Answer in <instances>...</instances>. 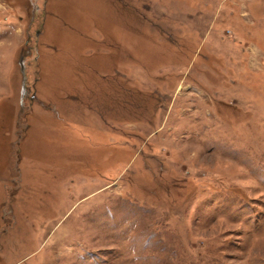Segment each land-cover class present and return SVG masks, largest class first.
<instances>
[{"label": "rangeland", "instance_id": "obj_1", "mask_svg": "<svg viewBox=\"0 0 264 264\" xmlns=\"http://www.w3.org/2000/svg\"><path fill=\"white\" fill-rule=\"evenodd\" d=\"M0 264H264V0H0Z\"/></svg>", "mask_w": 264, "mask_h": 264}]
</instances>
